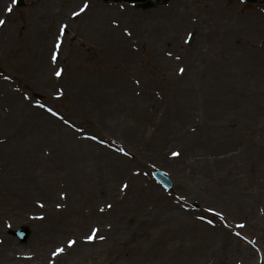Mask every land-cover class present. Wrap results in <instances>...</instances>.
I'll list each match as a JSON object with an SVG mask.
<instances>
[{
	"label": "rangeland",
	"instance_id": "374dc122",
	"mask_svg": "<svg viewBox=\"0 0 264 264\" xmlns=\"http://www.w3.org/2000/svg\"><path fill=\"white\" fill-rule=\"evenodd\" d=\"M87 2L0 0V264H264V0Z\"/></svg>",
	"mask_w": 264,
	"mask_h": 264
},
{
	"label": "snow or ice",
	"instance_id": "6c2138e0",
	"mask_svg": "<svg viewBox=\"0 0 264 264\" xmlns=\"http://www.w3.org/2000/svg\"><path fill=\"white\" fill-rule=\"evenodd\" d=\"M12 3L15 4L16 3V0H12ZM88 7H89V3L87 2V0H85V3L83 4L82 7H80L79 11H73L71 13V15L73 17L79 16L81 13L85 12ZM121 7H123V5H121ZM6 11H8L9 13L12 11L11 5H7L6 6ZM4 22H5L4 20L0 19V25L4 24ZM113 23L115 24L117 22L116 21H113ZM66 29H67V25H63V24L59 28V35L55 39V42H54V45H53L54 50L51 53V60H52L53 63H55L57 61V58H58V55H59V49H60V47H61V45L63 43L61 37L63 36V34H64V32H65ZM125 31L127 32V29H125ZM169 55H171V54L169 53ZM180 71L183 72L184 69H180ZM61 74H62V69L56 70L55 73H54V75L57 76V77L61 76ZM136 83H139V81H137ZM60 94H61L60 92H57L56 93L57 96H59ZM36 103H37V105L43 107V105H40V102L39 101H37ZM47 111L49 113H52L54 116H59V113L58 112H55L52 108H47ZM65 123H68V122L65 121ZM73 127H75V125H73ZM80 131H83V129H80ZM90 139L97 140L99 138L96 137V136H91ZM99 142L102 143V144L103 143H107L104 140H100ZM118 151L124 153L125 155H128V153L122 147L120 149H118ZM171 155L174 156V157H178L180 155V152L179 151H174V152L171 153ZM123 187L124 188H127L128 185L127 184H124ZM40 206L43 207V204H41ZM57 207H60V205H57ZM108 207L110 208L111 205H108ZM101 211H103V209H101ZM207 211L208 212H213V213H215V215H217L221 219H223V213L222 212H215V209H213L211 207L208 208ZM41 218H43V217H41ZM200 219L203 220L205 218L204 217H200ZM208 223L209 224H213L214 221L209 220ZM238 227H240L241 229H243L245 227V224L241 223V224L238 225ZM90 231L93 233V235H86L84 237L85 240H92V239H94L95 238L94 234L97 233L99 230L97 228H92ZM236 235L237 236H240V233H236ZM101 239H103V237H101ZM244 239L247 240L248 237L245 236ZM75 243H76V241L73 240V239H70V240L67 241V245L68 246H72ZM62 252H64V247H57V248H55L54 251L51 252V256H53V257L58 256Z\"/></svg>",
	"mask_w": 264,
	"mask_h": 264
},
{
	"label": "bare ground",
	"instance_id": "6f19581e",
	"mask_svg": "<svg viewBox=\"0 0 264 264\" xmlns=\"http://www.w3.org/2000/svg\"><path fill=\"white\" fill-rule=\"evenodd\" d=\"M69 2V0H60V6L62 7V6H67V4H69L68 3ZM55 9V8H54ZM54 9H53V14H55V12H54ZM61 9V8H60ZM52 14V11L50 10V11H48L47 12V18H46V21H47V23H48V25L46 24V23H43L44 22V20H43V17L41 18V20L40 21H38L37 20V22L36 23H34L33 24V28H37L38 30H39V32H40V34L38 35V40L41 42V43H44L45 44V47L47 46V47H50L51 46V44H52V41H51V33H53L54 31V25L52 24V22L55 20V15H53ZM54 18L53 19V21L51 22L50 20H51V18ZM0 19H2L1 18V15H0ZM38 23V24H37ZM1 26V25H0ZM3 26V25H2ZM3 28L1 27V30H2ZM50 29V33L48 32V30ZM1 30H0V32H1ZM44 30H45V32H44ZM57 33V32H56ZM49 34V35H48ZM35 36V35H34ZM35 38H37V37H35ZM28 42H29V44H32V42H33V40H32V38L31 37H29V39H28ZM54 43V42H53ZM42 45V44H41ZM34 52H31V53H33V54H37V50H33ZM51 51V50H50ZM27 59L30 61V63L33 65V67H34V65H36L37 64V62H38V57H36V56H34V55H31L30 57L29 56H27ZM2 91H3V94H1L0 95V104H2V105H4V99L6 98V95H8V92H6L5 90H4V88L2 89ZM6 102V101H5ZM241 255V254H240ZM240 257V256H239ZM240 258H246V255L245 254H243V256L242 257H240Z\"/></svg>",
	"mask_w": 264,
	"mask_h": 264
},
{
	"label": "water",
	"instance_id": "95a60500",
	"mask_svg": "<svg viewBox=\"0 0 264 264\" xmlns=\"http://www.w3.org/2000/svg\"><path fill=\"white\" fill-rule=\"evenodd\" d=\"M126 2H138L140 0H124ZM19 3H22V0H18ZM142 6H147V4H141ZM155 178L166 188L171 189L173 187V181L169 177L168 174L161 170H154L153 172ZM29 231L27 229H19L17 231H14V234L19 236L22 240H25L26 237L28 236Z\"/></svg>",
	"mask_w": 264,
	"mask_h": 264
}]
</instances>
